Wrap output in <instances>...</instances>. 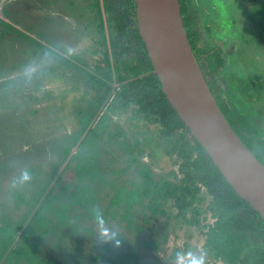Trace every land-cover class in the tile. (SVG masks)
<instances>
[{
	"label": "trees",
	"instance_id": "1",
	"mask_svg": "<svg viewBox=\"0 0 264 264\" xmlns=\"http://www.w3.org/2000/svg\"><path fill=\"white\" fill-rule=\"evenodd\" d=\"M247 2L251 7L264 4V0ZM179 3L191 49L209 90L232 129L252 152L232 118L230 106L222 102L216 84L225 63L223 50L218 45L200 43L194 0ZM105 10L110 47L108 51L100 31L104 50L92 71L80 67L77 70L70 59L0 18V66L6 54L4 45L21 43L20 54L27 58L22 67L37 70L29 73L31 79L38 74L44 80L59 71L71 84L65 94L79 91L75 129L56 141L46 152V160L28 163L29 159H19L11 167L5 159L1 160L9 147L4 138L0 142V171L20 170L19 178H11L10 183L22 188L21 193L13 195L14 209L2 213V208L0 214V264H136V237L128 240L125 233L140 234L143 226L136 215L147 224L165 216L169 203L177 216L197 226L204 237L200 264H264V219L235 193L162 93L138 33L136 0H105ZM2 12L9 17L6 7ZM6 74L0 70V77ZM114 83L120 85L107 100ZM5 84L0 83V92ZM106 100L109 112L94 119ZM3 111L4 106L0 107V132L8 131V124L2 126ZM129 112L137 120L156 126L167 147L165 154L174 153L181 160L180 179L174 171L156 176L148 164L140 161L138 155L142 152L135 150L139 140H126L122 128L111 117ZM7 120L11 121V115ZM112 124L117 131L110 130ZM120 136L126 141H115ZM111 140L120 145L126 156L122 168H108L104 161L109 153L104 146ZM74 147L75 152L68 158ZM27 150L34 159L32 147ZM25 173L28 179H24ZM127 173L137 177L129 186L124 185L125 181L111 179V175ZM202 202L204 207H200ZM96 221L114 222L116 227L112 226L113 234L103 243L96 242L94 255L86 256L82 242L93 235ZM127 242L130 248L124 251ZM178 254L179 249H175L173 257Z\"/></svg>",
	"mask_w": 264,
	"mask_h": 264
},
{
	"label": "rangeland",
	"instance_id": "2",
	"mask_svg": "<svg viewBox=\"0 0 264 264\" xmlns=\"http://www.w3.org/2000/svg\"><path fill=\"white\" fill-rule=\"evenodd\" d=\"M17 1L21 7L13 4L14 0H0V8L2 9L5 5L6 9L13 14L12 16H16L14 18H18L27 27L36 25L40 29L39 17L41 19L42 15L37 11L38 0ZM194 5L198 23L197 31L202 38L200 43L208 46L218 45L225 56L224 67L219 70L216 77L222 102L230 106L232 118L243 140L249 142L248 146L252 152L256 153L264 164V16L262 14L264 4L251 7L247 0H194ZM45 12L44 16L48 19L49 13ZM50 25L51 23L48 29ZM46 35L52 42V35L48 36L49 33ZM94 36H96L94 32L90 34V37ZM42 42L45 44L47 41ZM75 45L67 47L69 54L77 55L70 57L71 61L73 60L78 66H76L77 70H80V67L92 71L93 64L97 63L101 57V50L97 51V56L95 54L91 56L89 51L95 52V47L93 41H89L88 38L85 41L84 39L77 41ZM4 47H6V54L2 59L0 70L8 74L0 77V83L6 82L0 92V107L4 106L1 114L4 116L2 126L8 124L6 126L8 131H2L5 137L0 132V142L4 138L9 152L1 160L5 159L7 165L11 167L12 163L19 159L24 161L29 159L28 163H38L36 160L41 162L48 158L49 155L46 152L53 148L59 138L72 133L75 129V110L79 102V91L75 94L71 91L62 98L64 90L71 89V84L66 85L68 79L60 76L61 82H57L58 77L52 76L40 80L38 74L34 75L36 79H33L39 82V88L36 89L34 87L36 83L29 76V73L37 72L36 68L28 70L22 67L27 61L26 56L20 54L23 45L10 42ZM56 48L61 56L67 57L63 53L62 44ZM83 54H85L84 57ZM87 55L88 58H86ZM71 66L74 64L72 63ZM82 82L80 78L79 83ZM103 112L109 111L104 108ZM8 114L11 115V121L7 120V116H10ZM111 117L112 121L122 128L126 140L130 142L139 140L135 150L142 152L138 155L139 159L150 166L153 174L167 176L170 171H174L177 179L181 178L179 171L181 160L174 153L171 156L165 154L164 148L167 147L159 137L155 125L137 120L132 116V112L111 115ZM110 130L117 131V127L112 124ZM12 134L13 137H11ZM143 138L148 140L145 142ZM105 140L107 139H103L102 142ZM120 140H124L123 136L117 137L115 141ZM115 141L111 140L105 144L104 147L110 154L103 158L108 168L119 169L125 165L126 156ZM29 147L33 149L34 159L28 154ZM18 171L20 170L2 169L0 171L2 181L0 206L8 211L14 209L13 195L22 192L20 186L10 183L11 178H19ZM111 177V179L125 181L124 185L128 186L132 180H135L134 177L137 179L136 175L129 173L115 174ZM201 191L204 193L203 188ZM200 207H204V202L200 204ZM165 209V216L153 218L147 224L143 223L142 217L137 214V222L143 226L142 231L140 234H134L131 231L125 233L124 236L128 240L136 237L135 251L139 258L136 264H189L190 261L196 264L197 261L201 263L204 237L199 228L187 223L181 215L177 216L176 209L170 203L165 206ZM188 218L187 214L186 219ZM201 220L202 217L199 221ZM115 225L114 222L99 224L96 221L94 223L93 235L82 242V247L85 244L86 256L96 253V242L103 243L113 234L112 226ZM129 248L130 244L127 242L123 250L127 251ZM175 249H179V254L173 257Z\"/></svg>",
	"mask_w": 264,
	"mask_h": 264
},
{
	"label": "water",
	"instance_id": "3",
	"mask_svg": "<svg viewBox=\"0 0 264 264\" xmlns=\"http://www.w3.org/2000/svg\"><path fill=\"white\" fill-rule=\"evenodd\" d=\"M136 22L167 101L235 193L264 219V164L243 144L210 92L179 0H136Z\"/></svg>",
	"mask_w": 264,
	"mask_h": 264
},
{
	"label": "flooded vegetation",
	"instance_id": "4",
	"mask_svg": "<svg viewBox=\"0 0 264 264\" xmlns=\"http://www.w3.org/2000/svg\"><path fill=\"white\" fill-rule=\"evenodd\" d=\"M37 2H38L37 11L39 14L42 15L41 19L39 17V21L41 24L40 29L38 27H36V25L35 26L32 25L31 27H27L23 22H20L18 18H14L16 16L13 17L12 16L13 14H11L9 10H8L9 11V17H5L3 15V12H2L3 7H5V5L2 7V9L0 8L1 9L0 18L4 19L8 23H11L12 25L17 27L21 31L30 35L31 37L37 39L42 44H43L42 41H44V43L47 41L46 43H49V44L45 43L44 45L51 47L53 50L56 51V53L59 56H61V54H60V51L58 50V48H56V46H58L59 44H62L63 48H64L63 53L67 56L66 58L69 57L68 59H70V60H71V58H73L77 55L69 54V52H68L69 49L67 47L68 46H76L75 44L77 41H79V40L82 41V39H84V41H85L86 38H88L89 41L92 40L93 45L95 47V52L89 51L92 54L91 56H95L98 53L97 51H99V49H100L101 50V57L99 60H101L102 55H103L102 52L104 50V45L102 44L103 37H102V33L100 31H103V34H104V37L106 40V46H107V49L109 51L110 45L108 47L107 37H109V34H108V25H107V13L105 10V0H38ZM13 4L20 5V7H21V4L17 0H14ZM37 11H35V12H37ZM45 11H48V12H45ZM44 12L49 13L48 19L44 16ZM50 23H51V25L48 29V25ZM47 30H49V31H47ZM93 32H94V35H96L97 37L96 36L90 37V34H92ZM47 33H49L48 36L52 35V42H51L50 38L46 37ZM54 35H55V39H53ZM93 54H95V55H93ZM84 55L85 54H83V57H84ZM63 57H65V56L63 55ZM86 58H88V55ZM99 60L97 62H99ZM55 76L60 77L59 71H57L53 75V77H55ZM64 77L68 78L67 76H64ZM64 77H62V78H64ZM60 78L57 79V82H61ZM73 79H74V77H73ZM31 80L34 83H36V85L33 84L34 87L36 89L39 88V86H38L39 82L35 81L33 79H31ZM25 81H26V79H25ZM117 84L120 85V83H117ZM66 85H68V83ZM112 88H113V86H112ZM116 88L117 87H115L114 89H116ZM114 89L111 90V93H110L109 97L107 98V100L111 97ZM19 92H20V90H19ZM64 92H65V90H64ZM68 93H70V92L68 91L66 94H68ZM59 96H61V95H59ZM62 98H64V96H62ZM107 100L105 101L104 105L101 106L99 111L96 113L94 119H96L98 116H100L102 113H104L103 109L106 108L105 104H106ZM0 185H1V188H0V190H1L2 189V183H0ZM7 194L9 195V193H7ZM1 211H2V207L0 206V214H1ZM5 211L8 212V209L7 210L4 209V211L2 213H4ZM0 219H1V216H0Z\"/></svg>",
	"mask_w": 264,
	"mask_h": 264
},
{
	"label": "clouds",
	"instance_id": "5",
	"mask_svg": "<svg viewBox=\"0 0 264 264\" xmlns=\"http://www.w3.org/2000/svg\"><path fill=\"white\" fill-rule=\"evenodd\" d=\"M28 178H29V177H28L27 173H25V174H24V179H28ZM197 264H200V262L197 261Z\"/></svg>",
	"mask_w": 264,
	"mask_h": 264
}]
</instances>
